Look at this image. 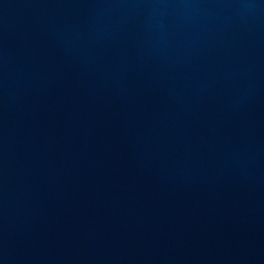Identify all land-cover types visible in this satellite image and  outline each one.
Listing matches in <instances>:
<instances>
[{
	"label": "water",
	"instance_id": "95a60500",
	"mask_svg": "<svg viewBox=\"0 0 264 264\" xmlns=\"http://www.w3.org/2000/svg\"><path fill=\"white\" fill-rule=\"evenodd\" d=\"M0 264H264V0H0Z\"/></svg>",
	"mask_w": 264,
	"mask_h": 264
}]
</instances>
